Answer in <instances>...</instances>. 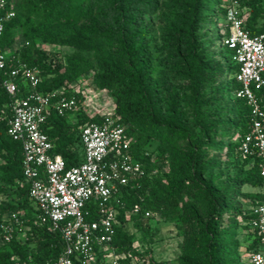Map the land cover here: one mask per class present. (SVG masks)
I'll return each mask as SVG.
<instances>
[{
  "label": "trees",
  "instance_id": "16d2710c",
  "mask_svg": "<svg viewBox=\"0 0 264 264\" xmlns=\"http://www.w3.org/2000/svg\"><path fill=\"white\" fill-rule=\"evenodd\" d=\"M10 1L9 7L16 16L7 23L0 39L9 64L37 68L42 79L39 91L44 93L67 91L79 78L95 72L98 86L108 89L116 98L113 115L128 128L132 138L137 136L132 153L143 163L145 176L132 180L122 192L124 207L119 208L120 224L113 242L121 263L132 264L126 255L133 251L135 236L128 226L147 234L157 218L179 221L183 228L179 264H234L229 241L236 237L240 226L248 232L249 259L259 251L252 221L253 210L263 199L260 158L243 156L238 151L242 137L250 129L251 107L237 97L241 89L236 79L239 66L232 60L233 52L223 43L229 36L227 26L218 33L217 40H209L210 47L219 50L217 55L224 60L209 59L208 40L200 34L212 13L226 21L229 8L223 6V0H185L183 5L166 2L167 24L161 29L162 44L155 50L146 41V30L136 20L139 10H162L163 0H140L139 6H134L136 0ZM233 1L248 33L253 37L264 35V0ZM79 15L108 21V30L100 34L108 40L118 39L124 57H100L102 47L85 39L78 25ZM17 30L22 31L26 43L13 51ZM38 43L75 51L62 58L41 50ZM3 78L0 75V196L4 197L0 202V227L13 214L22 224L10 242L0 243V264H55L64 253V241L50 224L41 222V213L30 198L23 173L22 144L8 135L12 98L2 86ZM181 81L187 82L189 95L180 94L177 89L176 83ZM18 85L22 91L19 96H24L23 82ZM67 96L74 95L67 92ZM258 96L264 99V90ZM75 97L80 104L81 97ZM220 102L227 104L224 111L227 109L231 117L213 122L217 128L210 127L204 113ZM190 105L196 132L179 117L181 107ZM220 110L223 109L216 108L214 116L222 119ZM100 119L81 110L74 121L51 111L42 131L54 144L52 155L61 156L68 168L81 164V128ZM217 131L230 141L227 151L240 161L238 176L227 192L216 186V168L204 150L206 146L217 147L212 135ZM236 135L238 139L233 142ZM153 139L164 145L160 148L163 164L164 155L173 156L169 173L158 171L153 154L148 153ZM182 139L188 140L189 147L180 155L176 148ZM245 187L257 192H242ZM239 198L248 202L246 208L236 202ZM136 205L142 208L138 215L132 213ZM92 211L90 220L97 219L95 208ZM146 212L151 213L150 218L145 217ZM235 244L238 247L237 241ZM97 264L106 262L100 258Z\"/></svg>",
  "mask_w": 264,
  "mask_h": 264
},
{
  "label": "built area",
  "instance_id": "2783aa9c",
  "mask_svg": "<svg viewBox=\"0 0 264 264\" xmlns=\"http://www.w3.org/2000/svg\"><path fill=\"white\" fill-rule=\"evenodd\" d=\"M10 4V0H0V39L7 23L16 16ZM226 21L229 36L223 43L239 66L236 79L241 89L237 97L246 100L252 111L249 132L242 137L238 151L260 158L263 181V199L254 208L252 221L260 247L249 264H264V99L258 96L264 90V35L251 36L236 8L228 10ZM0 75L4 77L3 88L12 98L8 135L22 144L30 198L41 213V222L50 224L64 241V253L55 264H97L100 258L106 264H123L113 248L120 224L119 208L124 207L121 196L132 180L145 176L143 163L133 156L134 141L128 128L113 114L85 125L80 133L83 161L68 168L61 156L52 155L54 144L42 127L51 111L62 117H77L82 110L77 98L68 97L64 90L39 91V70L26 64L10 65L1 45ZM18 82L24 84V96H19ZM93 208L98 218L90 220ZM141 212V206L136 205L132 213ZM145 217L150 218L151 213L146 212ZM21 224L16 214L11 215L0 227V243L10 242Z\"/></svg>",
  "mask_w": 264,
  "mask_h": 264
},
{
  "label": "rangeland",
  "instance_id": "374dc122",
  "mask_svg": "<svg viewBox=\"0 0 264 264\" xmlns=\"http://www.w3.org/2000/svg\"><path fill=\"white\" fill-rule=\"evenodd\" d=\"M136 5L139 6L140 0H136ZM163 9L151 13L148 10H139L138 19L136 24L141 26L147 32V43L152 47L153 50L159 47L161 43L162 27L167 24L166 14L169 13L167 9L166 2H172L174 4L183 5L185 0H163ZM232 0H223L222 4L226 8H236L238 5L232 2ZM239 10V9H238ZM164 12V15H163ZM210 19L207 23L202 26L200 34L203 35L204 40H208L207 54L209 59L213 60L214 58L218 60H224L223 57L218 56L219 50L211 48L209 40H217L218 33L224 32L223 29L226 28L227 22L223 20L222 16L218 13H212L209 15ZM78 25L81 31L84 34L85 39L99 44L102 48L99 50V56L103 57L107 54H111L116 57L123 58V48L120 45L118 39H106L102 34L108 30V21L100 20L96 17H88L79 15L78 16ZM17 42L13 51L17 48L23 46L26 41L23 37L21 30L16 31ZM41 50L47 52H54L60 57L64 58L69 54H72L75 49L64 48L58 46H51L44 43H38L37 45ZM95 72L88 73L85 76L79 78L75 83H73L67 90L72 95H79L81 97V107L87 116L93 118L95 116L102 117L107 114H114L116 111V98L113 96L112 92L108 89H101L95 78ZM177 89L180 94L185 93L189 95L187 91V82L181 81L176 83ZM175 85V84H174ZM210 96H208L209 98ZM227 104L218 103L215 106L208 107L204 113L205 121L209 123L210 127L217 128L218 125H214L213 122H220L221 120H228L231 115H227ZM216 108L223 109L219 112L223 114V118H217L214 116ZM229 113V112H228ZM76 115H72L70 120H77ZM179 117L183 119L186 124L191 125L192 131L196 132L193 127V115H192V105L182 106L180 109ZM213 132H216L214 129ZM215 136V143L217 147L206 146L204 147L205 152L207 153L208 160L212 162L215 166V184L222 191H230L233 181L236 180L238 172L240 171V161L234 154H230L227 151V145L230 143L228 139H225L221 131H217V134H212ZM137 136L133 137V140H136ZM238 136L232 138L233 142H236ZM222 142V143H220ZM164 146L160 140L153 139L148 147V153L153 154V158L157 164L158 171L163 173H169L170 163L173 156L170 153L164 155L165 162L160 159L162 154L161 149ZM189 142L188 140L182 139L177 145L178 154H184L188 149ZM242 192H257V189H252L245 187L242 189ZM4 199L3 196H0V202ZM236 202H240L245 208L248 206V202L242 198H239ZM239 224H241V218L238 219ZM227 226H230L231 223L227 221ZM230 224V225H229ZM129 232L134 234L135 242L133 244V251L127 254L126 256L131 259L132 264H179L178 257L180 255L181 245L184 239L183 228L179 221L173 222H164L157 218L151 222V228L148 230L147 234H144L140 231H136L131 225L128 226ZM248 232L241 226L239 227L236 237L229 241L231 246L232 258L234 259V264H249V254H247L246 249L248 246ZM235 241L238 242V247L235 244Z\"/></svg>",
  "mask_w": 264,
  "mask_h": 264
}]
</instances>
